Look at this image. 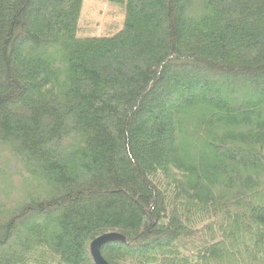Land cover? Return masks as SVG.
Wrapping results in <instances>:
<instances>
[{
	"label": "trees",
	"instance_id": "trees-1",
	"mask_svg": "<svg viewBox=\"0 0 264 264\" xmlns=\"http://www.w3.org/2000/svg\"><path fill=\"white\" fill-rule=\"evenodd\" d=\"M111 2L0 0V264H264V0Z\"/></svg>",
	"mask_w": 264,
	"mask_h": 264
},
{
	"label": "rangeland",
	"instance_id": "rangeland-1",
	"mask_svg": "<svg viewBox=\"0 0 264 264\" xmlns=\"http://www.w3.org/2000/svg\"><path fill=\"white\" fill-rule=\"evenodd\" d=\"M111 1L126 3V0H83L78 38L106 37L114 35L122 29L125 7L123 4ZM0 153L3 154L6 151L0 149ZM7 165L9 166L10 163ZM6 181L3 180L4 187H1V190L10 192L11 186L9 187Z\"/></svg>",
	"mask_w": 264,
	"mask_h": 264
},
{
	"label": "water",
	"instance_id": "water-1",
	"mask_svg": "<svg viewBox=\"0 0 264 264\" xmlns=\"http://www.w3.org/2000/svg\"><path fill=\"white\" fill-rule=\"evenodd\" d=\"M116 242H125V238L115 232V233H105L102 236H99L91 242L89 246L90 255L92 256L94 264H108L106 260H104L101 249L104 247L107 243H116Z\"/></svg>",
	"mask_w": 264,
	"mask_h": 264
}]
</instances>
